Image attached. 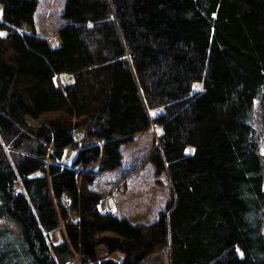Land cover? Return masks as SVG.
<instances>
[{
  "label": "trees",
  "instance_id": "16d2710c",
  "mask_svg": "<svg viewBox=\"0 0 264 264\" xmlns=\"http://www.w3.org/2000/svg\"><path fill=\"white\" fill-rule=\"evenodd\" d=\"M0 4V264H264V0H66L60 46ZM154 124L167 209L103 212Z\"/></svg>",
  "mask_w": 264,
  "mask_h": 264
},
{
  "label": "rangeland",
  "instance_id": "374dc122",
  "mask_svg": "<svg viewBox=\"0 0 264 264\" xmlns=\"http://www.w3.org/2000/svg\"><path fill=\"white\" fill-rule=\"evenodd\" d=\"M65 2L66 0H39L38 14L36 13L37 28L42 35L53 40V42L58 39V27L62 23L60 14L65 8ZM1 7H3L2 4H0ZM2 13L0 10V17ZM25 30L29 31L28 28ZM56 82L60 86L63 85V80L60 77H57ZM256 118L261 119L260 117ZM36 123L38 122L32 124ZM160 131V127L154 124L148 130L140 133L133 144L123 148L124 162L122 167L113 172L104 173L96 181L94 189L102 199V211H114V206L118 209L117 212H114L120 215L125 212V209L132 207L139 210L142 207L144 208L143 213L136 219L130 220L151 223L157 220L160 214L167 209L168 201L172 197L169 177L166 174L157 176L155 166L150 160L153 150L160 148ZM75 137L79 140L81 133H77ZM139 138L140 142L137 144ZM71 154L72 148L67 151L68 156ZM97 167L93 166L88 170H96ZM71 216L74 220L75 214ZM63 231V226H61L59 231L52 234L54 242H59L65 238ZM97 253L99 256L104 255L103 250H99ZM72 264H80L77 256L73 259Z\"/></svg>",
  "mask_w": 264,
  "mask_h": 264
},
{
  "label": "crops",
  "instance_id": "0c3cea01",
  "mask_svg": "<svg viewBox=\"0 0 264 264\" xmlns=\"http://www.w3.org/2000/svg\"><path fill=\"white\" fill-rule=\"evenodd\" d=\"M1 8L3 9V7H1ZM1 8H0V10L3 12V10ZM37 14H38V12H37ZM29 31H30V29H29ZM38 32H39V30H38ZM57 38L58 39L54 43H55L56 46H60L61 45V40L58 37V35H57ZM138 142H140V138L137 141V144H138ZM105 184H106V181H105ZM123 202H124V200H123ZM126 203H128V202H126ZM113 210L116 211V212L118 211L117 207H114V206H113ZM143 211H144V208H142V207H140L139 210L137 208H132L131 207L130 209H125V212H122V214H120V216L124 217V218H127V219H136L141 213H143ZM103 212H107V211L104 210ZM108 212H113V211H108Z\"/></svg>",
  "mask_w": 264,
  "mask_h": 264
},
{
  "label": "snow or ice",
  "instance_id": "6c2138e0",
  "mask_svg": "<svg viewBox=\"0 0 264 264\" xmlns=\"http://www.w3.org/2000/svg\"><path fill=\"white\" fill-rule=\"evenodd\" d=\"M0 35H5L4 33H0Z\"/></svg>",
  "mask_w": 264,
  "mask_h": 264
}]
</instances>
